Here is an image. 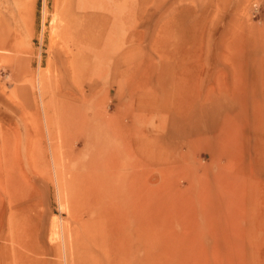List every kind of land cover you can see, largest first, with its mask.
Returning a JSON list of instances; mask_svg holds the SVG:
<instances>
[{"label": "rangeland", "instance_id": "374dc122", "mask_svg": "<svg viewBox=\"0 0 264 264\" xmlns=\"http://www.w3.org/2000/svg\"><path fill=\"white\" fill-rule=\"evenodd\" d=\"M79 1L72 0L70 11L77 21L82 18ZM103 2H113L118 15L116 32L112 30V53L100 58L96 73L76 78L71 61L77 50L63 36L64 12L70 1L0 0V141L9 136L21 148L36 142L37 153H42L47 131L39 137L33 129L45 126L48 114L57 131L61 126L60 108L70 104L90 118L98 112L94 123L101 126L104 115L124 121L132 135L147 139L149 152L162 160L159 165H148L152 230L148 254L151 264H165L164 223L170 225L175 246L182 232L180 220L191 231L193 221L198 220L196 208H203L206 199L217 196L220 187L226 189L228 182L234 183L239 191L248 188L249 195L251 184L243 182L248 173L249 179L257 183L252 189L259 192L255 199H264V157L255 155L256 149H264V0ZM128 49L134 61L115 72V64ZM251 78L258 84L256 93L248 86ZM93 81L97 82L95 88H88ZM83 85L86 97L80 99ZM192 93L198 95V101L202 98L217 106L220 115L215 114V133L188 136L186 125L177 122V116L187 113ZM169 100L175 105H168ZM228 101L235 104V112L219 107L220 102ZM206 106H196L204 114L199 121L202 130L210 129L212 124ZM191 126L197 130L193 123ZM234 133H240V137L247 134L255 163L251 166V156L246 157L245 163L227 177L228 182L223 179L215 185L213 177L234 155L229 150ZM20 155L24 159L25 155ZM43 167L32 173L35 185L26 184L36 194L39 214L32 233L24 237L22 250L34 257L36 264H63L60 253L71 217L68 208L61 205L54 178H47L54 166ZM256 200L253 210L245 207L243 221L247 230L257 228L255 238L249 235L247 241H241L245 248L239 258L218 256L226 264L239 259L243 264H264V200ZM218 208L212 205L215 220L219 219L215 216ZM2 221L0 213V228L8 235ZM199 223L201 230L192 232L202 237L205 225ZM202 238L212 251L214 242L209 233ZM8 246L9 240L0 239V253ZM209 259L212 262L211 256Z\"/></svg>", "mask_w": 264, "mask_h": 264}, {"label": "bare ground", "instance_id": "6f19581e", "mask_svg": "<svg viewBox=\"0 0 264 264\" xmlns=\"http://www.w3.org/2000/svg\"><path fill=\"white\" fill-rule=\"evenodd\" d=\"M68 1L70 3L64 12L63 36L66 43L68 45L71 43L77 50L72 54L71 61L74 77L77 78L88 72L96 73L100 58L108 57L112 53L113 45L110 44L114 39L112 30L118 21V15L113 8V2L107 5L103 0H80L82 18L77 21L70 13L72 0ZM125 18L128 23V18L126 16ZM129 53L128 49L119 58L115 64V72L134 61L135 57L130 56ZM254 80L251 78L248 83V86L253 87L252 93L258 92V84ZM96 84L97 82L93 81L88 88L93 89ZM173 86L175 88L174 80ZM81 96L80 99L86 97L84 85ZM197 97L198 95L195 96L193 93L190 95L192 100L188 99L187 113L184 116H177L176 120L186 125L185 135L215 133L213 122L220 115L219 110H215L217 106L205 102L202 98L198 101ZM174 102L169 100L167 104L173 106ZM197 104L210 107L209 109L206 106L208 111H211L210 129L200 128L199 121L204 114L197 109ZM218 105L223 108L226 106L229 111H236L235 104L231 101L226 104L220 102ZM215 114L218 115L215 117ZM94 117H99V113L95 112ZM94 117L90 118L74 104L64 106L60 108L58 114L61 126L56 131L53 117L47 114L45 126L40 125L33 129L39 137L44 130L47 131V140L44 139L47 145L42 153H37L36 142H28L24 148H21L17 143H12L9 136L4 140L1 139L0 213H2L3 225L9 233L6 235L7 232L4 233L5 229L1 227L0 239L9 240L10 247L1 250L0 264H36L34 257L31 258L22 250L25 246L24 237L32 233L36 224L35 218L39 214L37 203L34 201L36 194L28 187L35 185L32 182V173L39 172L47 165L54 166V172L52 173L50 168L47 178H54L61 205L68 208L71 217V222L65 230L66 234L63 236L62 255L60 253L63 264H151L148 254L152 231L148 215V165H159L162 160L156 159L149 152L147 139L132 135L129 125L124 121L110 119L104 115L101 126L94 123L96 122ZM192 123L197 130L194 131ZM28 133L30 130L27 131ZM231 140L229 150L234 155L228 159V165H221L220 172L215 178L213 177L212 181L215 185L220 180L228 179L227 177L240 166V163H245L246 157L251 156L252 150L247 134L242 137L240 133L231 134ZM20 153L25 155H22L24 159ZM255 155L259 158L264 157V149H256ZM254 163L255 160L251 156V166ZM246 167L243 168L244 171ZM247 176H244L243 182L245 185L251 184L248 185L251 191L249 195L247 187L239 191L235 189L234 183L229 185L228 179L226 189L220 187L217 196L206 199L203 208H196L198 220L193 221L191 231H188L187 226L180 220L182 232L175 246L170 225L164 223L166 235L162 238L164 240L162 252L166 256L165 264H226L218 256L234 255L239 258L245 248L241 241H247L249 235L252 236L251 239L255 238L254 232L257 231V228L250 227V230H247L246 226H243L245 207L249 206L253 210L255 207L253 203L259 193L252 190L256 187L253 186L257 184L256 181L253 178L249 179V173ZM27 183H29L28 187ZM261 195L264 198V191ZM259 200L262 202L264 199L259 198L256 202ZM212 205L219 206L218 211L215 212V216H219V219L215 220L214 216H211L214 215ZM198 221H203L205 225L202 237H208L209 233L214 242L212 251L209 250L206 239L193 235V229L196 232L201 230ZM172 251H176V254ZM209 256L212 257V262ZM232 264H243V262L239 259L232 261Z\"/></svg>", "mask_w": 264, "mask_h": 264}]
</instances>
